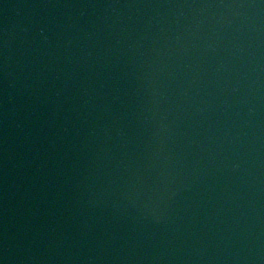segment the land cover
Masks as SVG:
<instances>
[{
	"label": "water",
	"instance_id": "95a60500",
	"mask_svg": "<svg viewBox=\"0 0 264 264\" xmlns=\"http://www.w3.org/2000/svg\"><path fill=\"white\" fill-rule=\"evenodd\" d=\"M129 264H264V0H138Z\"/></svg>",
	"mask_w": 264,
	"mask_h": 264
}]
</instances>
